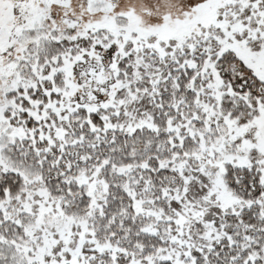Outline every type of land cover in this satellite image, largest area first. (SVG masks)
Here are the masks:
<instances>
[{
  "label": "snow or ice",
  "instance_id": "snow-or-ice-1",
  "mask_svg": "<svg viewBox=\"0 0 264 264\" xmlns=\"http://www.w3.org/2000/svg\"><path fill=\"white\" fill-rule=\"evenodd\" d=\"M0 264H264V0H0Z\"/></svg>",
  "mask_w": 264,
  "mask_h": 264
}]
</instances>
